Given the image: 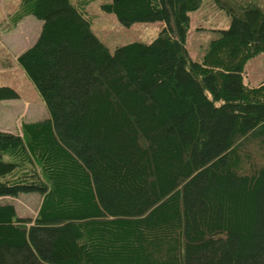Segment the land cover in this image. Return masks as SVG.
<instances>
[{
  "label": "trees",
  "instance_id": "1",
  "mask_svg": "<svg viewBox=\"0 0 264 264\" xmlns=\"http://www.w3.org/2000/svg\"><path fill=\"white\" fill-rule=\"evenodd\" d=\"M93 0H20L42 21L17 55L48 115L0 130V264H264V0H211L229 17L200 61L186 40L204 0H109L151 42L110 51ZM0 86V101L18 98ZM36 192L35 215L11 197Z\"/></svg>",
  "mask_w": 264,
  "mask_h": 264
},
{
  "label": "rangeland",
  "instance_id": "2",
  "mask_svg": "<svg viewBox=\"0 0 264 264\" xmlns=\"http://www.w3.org/2000/svg\"><path fill=\"white\" fill-rule=\"evenodd\" d=\"M109 0H93L86 5L94 34L113 51L116 45L129 42H151L163 28L162 22H136L130 26L120 24L112 13L101 10ZM20 0H0V86L8 85L18 98L0 101V130L18 133L24 121L45 118L48 113L34 84L18 64L17 55L38 36L42 21L26 16L12 25V16ZM190 28L186 46L193 60L200 61L208 42L226 29L230 17L211 0L189 12ZM244 81L252 86L264 81V52L249 59L244 66ZM41 196L36 192L20 193L11 197L16 212L22 217L35 215Z\"/></svg>",
  "mask_w": 264,
  "mask_h": 264
}]
</instances>
